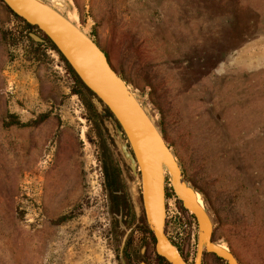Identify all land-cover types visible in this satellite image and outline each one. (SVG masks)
<instances>
[{"label":"rangeland","instance_id":"rangeland-1","mask_svg":"<svg viewBox=\"0 0 264 264\" xmlns=\"http://www.w3.org/2000/svg\"><path fill=\"white\" fill-rule=\"evenodd\" d=\"M62 1L202 196L213 241L240 264H264V0ZM25 23L0 1V264H121V215L111 214L118 241L104 181L128 167L117 124L74 94L58 54ZM165 207V235L194 264L197 222L167 177ZM145 236L138 248L156 264ZM201 264L226 263L204 253Z\"/></svg>","mask_w":264,"mask_h":264},{"label":"water","instance_id":"water-1","mask_svg":"<svg viewBox=\"0 0 264 264\" xmlns=\"http://www.w3.org/2000/svg\"><path fill=\"white\" fill-rule=\"evenodd\" d=\"M17 17L39 30L64 58L82 84L107 108L114 118L118 150L136 177L140 176L142 205L146 225L155 239L156 254L168 264H187L177 247L165 235V182L182 207L197 222V244L194 264H201L204 253L212 254L226 264H240L232 252L213 241V223L208 212L198 204L194 188L185 181L173 154L168 149L155 122L130 91L124 80L111 68L99 46L64 16L62 0H1ZM36 43L46 41L29 34ZM125 138L126 141H122ZM201 200L202 196L199 194ZM138 212V210H136ZM119 230L124 231L119 245L121 264H126L123 249L131 229L117 216Z\"/></svg>","mask_w":264,"mask_h":264},{"label":"flooded vegetation","instance_id":"flooded-vegetation-1","mask_svg":"<svg viewBox=\"0 0 264 264\" xmlns=\"http://www.w3.org/2000/svg\"><path fill=\"white\" fill-rule=\"evenodd\" d=\"M123 141H126V139L123 138ZM113 142L115 143V141ZM111 169L112 170H110L111 171L110 173L108 172L106 173L104 180L106 183L105 187L108 192L106 202L109 208V214L112 219V223L114 224V230L116 231L115 234L117 235L118 241H119V234L117 232L118 222L116 218H113L111 216L112 213H114L115 216L121 215L124 218L123 222L127 229H130L137 221H139V224L136 227V229H134L129 233L124 245L123 255L126 260V263L139 264V261H143L146 264H151L150 260L147 258V246L141 245L138 248L139 243H141L144 240H148V238H145L146 237L145 235L149 236V240L151 239V236L153 235L150 232V230L148 229L149 233L144 232L145 235H141V238L139 239L137 244H134L132 241L135 230L141 229L143 231L145 230V226L147 227L144 219L139 172L138 170H136L137 172V181H136V177L134 179L132 178V173L128 169V167L127 170L123 171V174L119 172L118 168L112 166ZM136 210H138V215ZM122 235L124 236V233ZM153 250L155 252L154 247ZM153 261L156 264H159L161 262V260L159 259V257H157V255H155Z\"/></svg>","mask_w":264,"mask_h":264},{"label":"trees","instance_id":"trees-1","mask_svg":"<svg viewBox=\"0 0 264 264\" xmlns=\"http://www.w3.org/2000/svg\"><path fill=\"white\" fill-rule=\"evenodd\" d=\"M1 1V0H0ZM11 12V11H10ZM11 14L13 16H15L16 18H18L15 14H13L11 12ZM26 27L30 28V29H34L35 27H32L30 25H28L27 23H25ZM44 39L50 44V47L53 51H55L58 56L60 57V59L62 60V62L64 63L68 73L71 75L74 84L76 86V91H74V94L78 95L80 97V99L84 102L85 106L92 111L95 114V117L100 120H103V116L100 114V111L97 108V105L100 104L102 105V103L82 84V82L79 80V78L75 75V73L73 72V70L70 68V66L67 64V62L64 60V58L60 55V53L57 51V49L51 44V42H49V40L44 37ZM104 107V106H103ZM105 111L107 112V114L112 117V115L110 114V112L107 110V108H105ZM9 119H14V116L10 115L8 117ZM45 118V116H42L39 118V122H41L43 119ZM8 124H18L16 121H9ZM162 261H164L162 258H159Z\"/></svg>","mask_w":264,"mask_h":264},{"label":"bare ground","instance_id":"bare-ground-1","mask_svg":"<svg viewBox=\"0 0 264 264\" xmlns=\"http://www.w3.org/2000/svg\"><path fill=\"white\" fill-rule=\"evenodd\" d=\"M197 201H198V204L202 205L201 202L198 200V195H197ZM203 207V206H202ZM224 249V248H223Z\"/></svg>","mask_w":264,"mask_h":264}]
</instances>
